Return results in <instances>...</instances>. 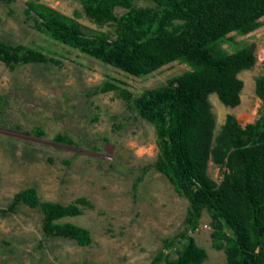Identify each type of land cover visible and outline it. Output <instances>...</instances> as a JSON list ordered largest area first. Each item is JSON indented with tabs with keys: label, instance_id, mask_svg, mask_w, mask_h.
Listing matches in <instances>:
<instances>
[{
	"label": "rangeland",
	"instance_id": "1",
	"mask_svg": "<svg viewBox=\"0 0 264 264\" xmlns=\"http://www.w3.org/2000/svg\"><path fill=\"white\" fill-rule=\"evenodd\" d=\"M27 1H0V39L40 48L62 64L11 68L0 62V208L8 207L15 193L29 187L37 188L42 201L69 204L85 197L92 205L63 221L88 228L93 240L81 245L63 237L47 238L41 208L22 205L15 213H0V264H151L164 239L185 228L189 201L156 169L143 175L144 167L159 154L155 126L131 102L116 91L103 92L101 86L107 80H121L138 95L189 67L173 62L157 73L128 75L40 31L25 13ZM38 1L70 16L82 12L79 20L88 28L115 36V25L91 20L80 0ZM134 4L154 6L155 2ZM127 10L118 6L115 13ZM251 42L257 44L258 61L240 73L241 103L231 107L216 93L209 96L216 133L228 114L242 125L261 115L263 101L256 94V79L264 74V25L249 38L232 33L223 47L231 52ZM37 127L45 133L38 135ZM58 133L69 135L74 143L55 140ZM209 173L217 182L224 177V169L212 161ZM210 224L211 215L205 210L199 227L190 233L207 250L203 264H224L226 253L213 246Z\"/></svg>",
	"mask_w": 264,
	"mask_h": 264
},
{
	"label": "trees",
	"instance_id": "2",
	"mask_svg": "<svg viewBox=\"0 0 264 264\" xmlns=\"http://www.w3.org/2000/svg\"><path fill=\"white\" fill-rule=\"evenodd\" d=\"M80 1L91 20L115 25L114 37L88 28L79 20L83 14L79 11L70 16L45 2L28 0L25 13L40 31L131 76L157 73L173 62L189 67L138 95L121 80H107L101 86L103 92L116 91L131 102L155 126L159 154L144 167L143 175L156 169L189 201L185 228L164 239L151 264H203L207 250L190 232L199 227L205 210L211 215L213 246L226 253L224 264H264V74L256 79L263 109L254 122L242 125L228 114L216 133L209 100L216 93L226 105L241 103L240 73L257 63V44L229 52L223 43L232 33L249 38L259 31L264 25V0H151L154 6H136V0ZM118 6L128 10L117 15ZM0 62L11 68L62 64L40 48L1 39ZM36 133L45 131L37 127ZM55 140L74 143L65 133H58ZM211 161L224 169L221 182L209 173ZM22 205L41 208L47 238L63 237L81 245L92 242L88 228L63 221L92 205L85 197L69 204L42 201L37 188L29 187L15 193L0 213H15Z\"/></svg>",
	"mask_w": 264,
	"mask_h": 264
}]
</instances>
